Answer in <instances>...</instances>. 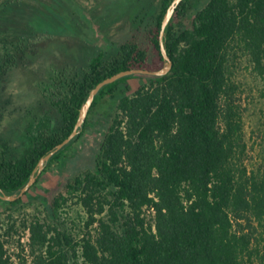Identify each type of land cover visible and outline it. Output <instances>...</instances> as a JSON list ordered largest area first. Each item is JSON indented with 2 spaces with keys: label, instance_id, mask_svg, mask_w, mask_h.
Wrapping results in <instances>:
<instances>
[{
  "label": "trees",
  "instance_id": "16d2710c",
  "mask_svg": "<svg viewBox=\"0 0 264 264\" xmlns=\"http://www.w3.org/2000/svg\"><path fill=\"white\" fill-rule=\"evenodd\" d=\"M131 1L127 33L112 40L105 32L89 56L58 70L54 121L29 132L20 154L0 135L2 193L17 194L39 159L71 133L97 83L122 70L167 64L159 35L172 0ZM22 3L0 0V15ZM163 42L169 72L135 73L104 85L77 135L45 163L58 161L85 134L102 100L117 97L92 166L68 183L86 212L87 231L75 240L60 225L36 218L28 225L29 260L22 247L15 260L0 238V264H264V141L258 157L250 156L232 73L244 59L264 79V0H182ZM36 43L15 35L11 48L5 46L0 78L16 59L34 53ZM65 201L53 202L55 212Z\"/></svg>",
  "mask_w": 264,
  "mask_h": 264
},
{
  "label": "rangeland",
  "instance_id": "374dc122",
  "mask_svg": "<svg viewBox=\"0 0 264 264\" xmlns=\"http://www.w3.org/2000/svg\"><path fill=\"white\" fill-rule=\"evenodd\" d=\"M205 4L206 0H202ZM131 0H23L21 8L0 15V63L5 62V46L11 48L19 34L37 41L36 50L24 59H16L0 78V135L12 153L20 154L28 145V135L50 125L56 111L52 100L58 90L56 75L67 64L89 56L92 43H100L105 32L115 40L129 30ZM107 15L106 21L98 19ZM192 14L182 21L190 25ZM102 29H105L102 31ZM237 96L243 109L245 138L251 146L250 156L261 153L264 136V79L253 73L244 59L232 68ZM135 87L138 83L131 80ZM119 93H117V96ZM117 97L104 99L85 134L72 143L60 159L44 165L37 183L22 195L16 205L0 198V238L11 256L27 251L28 225L36 218L67 229L75 240L86 232L84 208L69 193L68 183L92 166L100 147L102 133L117 112ZM66 198L57 212L56 199ZM147 218L152 214L147 211ZM94 225L91 226V229Z\"/></svg>",
  "mask_w": 264,
  "mask_h": 264
},
{
  "label": "water",
  "instance_id": "95a60500",
  "mask_svg": "<svg viewBox=\"0 0 264 264\" xmlns=\"http://www.w3.org/2000/svg\"><path fill=\"white\" fill-rule=\"evenodd\" d=\"M182 0H172L171 3L169 4L168 8L165 11V14L163 16L162 22H161V28H160V35H159V40H160V48L162 51V54L164 56V59L167 61V64L159 69V70H148V69H127V70H122L118 73H115L105 79H103L102 81H100L99 83L96 84V86H94L89 94L88 97L86 99V101L82 104L80 110H79V115H78V119L73 127V130L71 131V133L60 143H58L54 149H52L51 151H49L47 154H45L43 157H41L38 161V167L37 169H35L32 174L30 179L28 180V182L21 188V190L17 193V194H13V195H6L4 193H2L1 189H0V198L6 201H12L17 199L18 197H21L32 185L33 183L36 181L37 175L43 170L45 163L49 160V158L59 149H61L65 144H67L73 137H75L77 135V133L79 132V129L82 127L83 123L85 122L86 116L88 114L89 108L93 102V99L95 97V95L98 93V91L106 84L112 83L115 80L123 77V76H127V75H131V74H135V73H141V74H151V75H165L169 72L171 66H172V60L170 59V57L168 56L166 49L164 47V42H163V36H164V31L166 26L168 25L172 14L174 13L176 7L179 5V3Z\"/></svg>",
  "mask_w": 264,
  "mask_h": 264
}]
</instances>
